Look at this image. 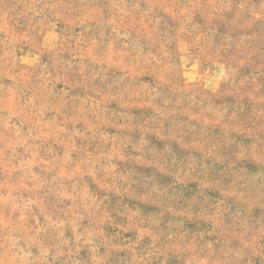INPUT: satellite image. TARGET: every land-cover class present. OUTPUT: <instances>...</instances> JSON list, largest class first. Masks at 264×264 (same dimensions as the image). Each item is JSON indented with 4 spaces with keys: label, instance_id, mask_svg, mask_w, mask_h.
<instances>
[{
    "label": "rangeland",
    "instance_id": "1",
    "mask_svg": "<svg viewBox=\"0 0 264 264\" xmlns=\"http://www.w3.org/2000/svg\"><path fill=\"white\" fill-rule=\"evenodd\" d=\"M0 264H264V0H0Z\"/></svg>",
    "mask_w": 264,
    "mask_h": 264
}]
</instances>
